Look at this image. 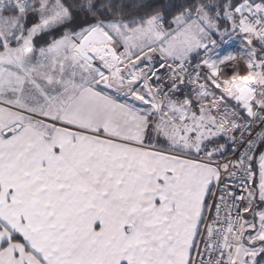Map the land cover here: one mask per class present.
<instances>
[{
  "label": "snow or ice",
  "instance_id": "6c2138e0",
  "mask_svg": "<svg viewBox=\"0 0 264 264\" xmlns=\"http://www.w3.org/2000/svg\"><path fill=\"white\" fill-rule=\"evenodd\" d=\"M0 264H264V0H0Z\"/></svg>",
  "mask_w": 264,
  "mask_h": 264
},
{
  "label": "trees",
  "instance_id": "16d2710c",
  "mask_svg": "<svg viewBox=\"0 0 264 264\" xmlns=\"http://www.w3.org/2000/svg\"><path fill=\"white\" fill-rule=\"evenodd\" d=\"M128 2L135 4L137 2V0H128ZM181 2H182V0H146V3H149L153 6H155L159 10L168 9V8L172 7V5H174V4L178 5ZM44 38H45V36L42 35L41 39H40V37L36 39V42H37V40H42ZM221 142L224 143V140L221 139ZM228 148H229V146H228Z\"/></svg>",
  "mask_w": 264,
  "mask_h": 264
},
{
  "label": "crops",
  "instance_id": "0c3cea01",
  "mask_svg": "<svg viewBox=\"0 0 264 264\" xmlns=\"http://www.w3.org/2000/svg\"><path fill=\"white\" fill-rule=\"evenodd\" d=\"M42 35H43V34L38 35L37 37H35V40H36L37 38H39V37H40V39H41ZM44 40H45V38L42 39V40H37V43H38V44H41ZM221 143H222V142H221Z\"/></svg>",
  "mask_w": 264,
  "mask_h": 264
},
{
  "label": "built area",
  "instance_id": "2783aa9c",
  "mask_svg": "<svg viewBox=\"0 0 264 264\" xmlns=\"http://www.w3.org/2000/svg\"><path fill=\"white\" fill-rule=\"evenodd\" d=\"M228 153L230 154L231 153V146L229 145V148H228Z\"/></svg>",
  "mask_w": 264,
  "mask_h": 264
}]
</instances>
